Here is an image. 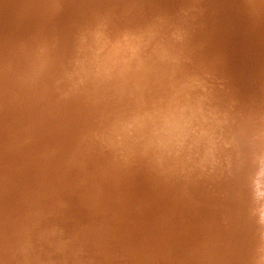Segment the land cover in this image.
<instances>
[{
    "label": "bare ground",
    "instance_id": "6f19581e",
    "mask_svg": "<svg viewBox=\"0 0 264 264\" xmlns=\"http://www.w3.org/2000/svg\"><path fill=\"white\" fill-rule=\"evenodd\" d=\"M0 88V264H264V0H0Z\"/></svg>",
    "mask_w": 264,
    "mask_h": 264
},
{
    "label": "rangeland",
    "instance_id": "374dc122",
    "mask_svg": "<svg viewBox=\"0 0 264 264\" xmlns=\"http://www.w3.org/2000/svg\"><path fill=\"white\" fill-rule=\"evenodd\" d=\"M234 71H235V73H236V74L234 73V75H237V77L235 76V78H236V82H238V84H239V83H242V84H243L244 82H245L244 84H248V83H249V82H248V78H247V77L245 78V76L247 75V74H246L247 71H245V70H234ZM241 71H242V72H241ZM239 74H240L241 76H240ZM32 76H33V75H32ZM32 76H31V77H32ZM34 76L36 77V75H34ZM38 77H39V76H38ZM238 77H239V78H238ZM36 78H37V77H36ZM241 78H242V79H241ZM30 79L34 80L35 78L33 79V77H32V78H30ZM30 79H29V80H30ZM239 81H241V82H239ZM23 88H24V87L22 86V89H23ZM237 88H238V87H237ZM237 88H236V90H239V91H237V92L234 91V93L236 92L235 95L237 94L236 96H238L240 93H243L242 95L240 94V96H241L242 98H243V97H246V93H244V91L246 92V90L243 89V90L241 91V90H240V89H242L241 87H240V89H239V88L237 89ZM2 89H3V88H2ZM2 89L0 88V92L2 91ZM22 89H21V91H22ZM24 89H25V88H24ZM4 91H5V90H4ZM4 91H2V92L4 93ZM25 91H26V90H24L22 93L24 94ZM2 92L0 93V95L2 94ZM19 92H20V90H19ZM19 92H17V96H18V97H19V95L21 94V93L18 94ZM40 92H41V90H40ZM40 92H39L40 95L37 93L39 96H37L36 94H35V96H34V94H32L31 97L29 96V95H30V92H27L26 94H27L28 98H26V100H29V97H30L31 99H32V98L34 99V97H36V96L39 98V97L41 96V93H40ZM28 93H29V94H28ZM23 94L20 95V97L22 96L21 98H25V97H27L26 94H24L25 97H23ZM183 94H184V93H182L181 96H183ZM178 95H179V94H178ZM243 95H245V96H243ZM32 96H34V97H32ZM240 96H238V97H240ZM37 97H36V98H37ZM176 97L179 98V96L176 95L174 99H177ZM21 98H17V100L21 101V100H20ZM38 98H37V100H39ZM48 98H49V99H48L49 101L51 100V101H50V103H51V104H50V105H51L50 107H51V110H52V111H53V109H55V108H54L55 106H56L57 108H58V107H61V106H60L61 104H58L59 101H57V102H55L56 104L53 103V104H55V106L53 105L54 107L52 108V102L54 101V99H53V100L50 99V96H49ZM51 98H52V97H51ZM33 99H32V100H33ZM17 100L15 99L16 102H17ZM32 100H29V101H31L30 103H32ZM37 100L34 99L33 101H37ZM89 100H90V99L86 100V104L88 103V107L91 108L94 104L92 103L93 101H89ZM241 100H242V101H241ZM247 100H248V99H247ZM15 101H14V103H15ZM22 101H23V100H22ZM29 101H28V102H29ZM87 101H89V102H87ZM235 101H236V102H235ZM235 101H233L232 104H234V103H239V104H241V105L244 104V99H240V100L237 99V100H235ZM249 101H250V100L245 101V104H248ZM28 102H27L28 106L31 107V106L33 105V103L30 104V103H28ZM39 102H40V100L38 101V103H39ZM42 102H44V103L47 102V103H48L47 100H45V101H42V100H41L40 103H42ZM35 103L37 104V102H35ZM35 103H34V104H35ZM40 103H39V104H40ZM89 103H90V104H89ZM15 104H16V103H15ZM15 104H14V105H15ZM29 104H30V105H29ZM245 104H244V105H245ZM12 105H13V104H12ZM37 105H38V104H37ZM37 105H35L36 107H35V106H33V107H35V108L37 109ZM48 106H49V103H48V105H46V109H45V111L47 110L46 113L49 115V114H52V111L48 110V109H50V107H48ZM85 106H86V105H85ZM33 107H31V108H33ZM93 107H94V106H93ZM153 107H154V106H153ZM31 108H29V109H31ZM59 109H60V108H58L57 111H58ZM32 110H33V109H32ZM32 110L30 111V114L33 116L34 113L37 112V110H36L35 112L31 113ZM34 110H35V109H34ZM166 110H167V109H164L162 112H163V113H167V112H169V110H172V107L170 108V107L168 106V111H166ZM236 110H237V112L239 111L238 114L241 113L239 108H236ZM45 111H44V113H45ZM48 111H49V113H48ZM54 111L56 112V110H54ZM117 111H118V110H117ZM120 111H121V110L119 109V114H118V113H114V114H115V115L118 114L119 116L122 117V113H123V114H125V116H123V117H125V119H127V120H129V118L131 119V118H133V117L136 116L135 118L132 119L133 121H132L131 123H130V122H128V123H123V124H126V127H127V125H128L130 128L132 127V128H131L132 132L130 131L131 134H130V133L128 132V130H127L126 132H127L129 135H128V136L125 135V136H123V137L126 138L127 140H129V139H130V140H133V139H131V138H128V137H131L132 135H134L135 132H133V131H135V130H133V129H134L135 127H140V126L143 125V123L138 122V121H139V115H138L137 113H138L139 111H138L136 114H134V115H133L134 112H131V110H129V112H128V110H127V114H126V111H125V110H124L125 112H124L123 110H122L121 112H120ZM132 111H134V110H132ZM164 111H165V112H164ZM50 112H51V113H50ZM135 112H136V111H135ZM237 112H235V114H236ZM25 113H26V112H25ZM27 113H28V111H27ZM37 113H38V112H37ZM44 113H43V115H44ZM120 113H121V114H120ZM129 113H132V114H129ZM139 113H140V112H139ZM114 114H112V115H113V119H114V120L116 119L117 122H119V123H118L119 126H118V124H117L116 121H115L116 124H114V125L117 126V127H119V128L122 127V126H124V125H122V122H125V121H124L125 119H124V118H123V119L121 118L122 120H121V119H118L119 116L117 115V118H116V116H115ZM128 114L130 115V117L127 118V115H128ZM140 114H141V113H140ZM25 115H26V114H25ZM35 115H36V114H35ZM53 115H54V114H52L51 116H53ZM129 115H128V116H129ZM132 115H133V117H132ZM41 116H42V115H41ZM44 116H46V115H44ZM49 116H50V115H49ZM150 116H151V115H150ZM42 117H43V116H42ZM42 117H41V118H42ZM114 117H115V118H114ZM153 117H157V115L154 116V115L152 114V118L149 117V115L147 116V118H148L147 120H148V121L150 120V118L152 119V120L149 121V124H150V125H151V123H155V122H157V120H156L157 118L155 119V118H153ZM43 118H46V119L48 118V119H49V117H43ZM43 118H42V119H43ZM119 118H120V117H119ZM46 119H43L42 121H40L41 119H40V117H39L38 120L40 121V122H39V123H40V126L43 127L44 122H45V121L47 122V120H48V119H47V120H46ZM111 119H112V117H111ZM113 119H112V120H113ZM136 119H138V120L136 121ZM153 119H154V120H153ZM159 119H160V118H159ZM159 119H158V120H159ZM44 120H45V121H44ZM112 120H111V121H112ZM114 120H113V121H114ZM118 120H119V121H118ZM120 120H121L122 122H121ZM134 120H135V122H137V123L134 124ZM147 120H146V123L148 122ZM155 120H156V121H155ZM129 121H130V120H129ZM152 121H153V122H152ZM41 122H43V123H41ZM46 122H45V123H46ZM126 122H127V121H126ZM142 122H145V120L142 121ZM49 123H50V121L48 122V125H50V127H49L48 129H51V128H52V127H51V123H50V124H49ZM111 123H113V122H110V123H109V125H110L109 127L112 128L111 125H113V124H111ZM18 124H19V123H18ZM37 124H38V121H37ZM41 124H42V125H41ZM46 125H47V124H46ZM46 125H44V127H45ZM48 125H47V126H48ZM133 125H135V127H133ZM138 125H139V126H138ZM37 126H39V124H38ZM47 126L45 127L46 129H47ZM42 127H40V128L42 129ZM117 127H114V128H112V129L115 130ZM129 127H128V128H129ZM157 127H158V126H155V128H157ZM85 128H87V127H85ZM111 128H108V127H107V129H109V130H110ZM128 128H127V129H128ZM48 129H47V130H48ZM89 129H90V128H89ZM107 129H106V130H107ZM117 129H118V128H117ZM117 129H116V134H118V135L121 136V137L118 138V141L116 142V144H115V143L110 144L109 146H111V147H120V146H123V144L126 145V143H125V141H124L125 139H124V138L122 137V135H121V134L124 135V133H125L124 131H125L126 129H124V130H120V129H123V128H120L119 130H117ZM43 130H45V129L43 128ZM47 130H46V131H47ZM52 130H53V129H52ZM91 130H92V129H91ZM106 130H105V131H106ZM114 130H112V131H114ZM105 131H103V133H102L101 130H99V131H97V132H98V133H99V132L102 133V136H104V135L106 136V134L108 135L109 133H108V131H107V133L105 134ZM112 131H111V132H112ZM120 131H121L122 133H121ZM49 132H50V131H48L47 133H49ZM51 132H52V131H51ZM51 132H50L49 134H52ZM84 132H85V131H84ZM86 132H87L86 135L89 134V133H88V132H89L88 129H87ZM92 132H93L94 134H92L91 131H90V133H91L92 135H95L94 137H92L93 139H95V137H97V138L100 139V137H98V136H101L100 133H99V135H98V133H97V135H98V136H97V135L95 134L96 132H94V130H93ZM157 132H158V130H155L153 133H157ZM44 133H45V131H44ZM112 133H113V132H112ZM112 133H110V136H113V135H114V134H112ZM114 133H115V132H114ZM120 133H121V134H120ZM127 133H126V134H127ZM91 134H89V135H91ZM111 134H112V135H111ZM116 134L114 135L115 137L117 136ZM130 135H131V136H130ZM51 137H52V135H49V139H51ZM88 137H89V136H88ZM39 138H40V137H39ZM39 138H38V139H39ZM42 138H43V136L41 137V139H42ZM90 138H91V136H90ZM97 138H96V139H97ZM38 139H37V140H38ZM55 139H56V137H54V140H55ZM116 139H117V138H116ZM116 139H115V140H116ZM120 139H122V141H121ZM77 140H78L79 142H81L80 139H77ZM77 140H76V139H75V140H74V139H73V140L70 139V142L67 143V146L70 147V148H71L72 145L74 144L73 147H72V149H71V150L74 149L73 151L76 150V146H75V144L78 145L77 143H79ZM130 140H129V141H130ZM42 141H43V139H42ZM120 141L122 142L121 144H120ZM37 142H38V141H37ZM47 142H48V141H47ZM71 142H72L73 144H72ZM76 142H77V143H76ZM40 143H41V145H43L44 147H47V145L43 144V142H41V140L39 139V144H40ZM63 143H65V142H63ZM69 143H70V144H69ZM82 143H83V140H82ZM39 144H38V145H39ZM50 144H51V143H50ZM50 144H49V146H48L47 148H44L43 146H42V148H41V145H39L40 148H38L40 152L44 151L43 153H46V150H48V152H51V151L53 150L52 148H54V147L57 148V149L54 148V150L52 151L53 153H54V151L57 152V153H55L56 156H55L54 154H52V155H54V156H51V154L47 152L48 154H50V155H48V156H49L48 161H49V160L52 161V162L49 163V165L52 164V163H53V164H54V163H55V164L58 163L57 160H56V158L59 156V151H60V155H61V152L63 151V150H61V149L58 150V146H52V147H51ZM71 144H72V145H71ZM79 145H80V147H79ZM79 145L77 146V148H78V147L80 148L79 150L77 149V150H78L77 152L79 153V157H80V158L77 157V158L80 160V161H79V166H80V165L82 166V167L80 166V168H82L81 171H83V170L86 171L87 166H85V163H84V162H85V160L88 158L87 155H89V154L86 153L88 149H86V150L84 149V150H83V148H85L86 145H85L84 147H83V144H80V143H79ZM117 145H118V146H117ZM81 147H82V149H81ZM124 147H125V146H124ZM50 148H51V149H50ZM86 148H87V147H86ZM38 149H36V150L38 151ZM81 150L84 151V153H83ZM37 151H36V152H37ZM73 151H72V152H73ZM79 151H80V152H79ZM85 151H86V152H85ZM88 151H89V150H88ZM40 152H39V153H40ZM81 152L83 153L84 156H87L86 159H85V157H84L83 155H80ZM39 153H38V154H39ZM47 153H46V154H47ZM73 153H75V152H73ZM78 153H76L75 156H78V155H77ZM88 153H90V152H88ZM36 154H37V153H36ZM46 154H45V155L43 154V155L45 156V158H46V156H47ZM40 156H41V158H39ZM44 156H42V153H41V155H38V157H37V160L39 159V160H38V164H39V161H40V160H41V161H40L41 164L44 162V159H45ZM51 157H53V158H51ZM82 157H83V160L81 161V158H82ZM89 157H90V155H89ZM78 159H77V160H78ZM45 160H47V158H46ZM53 160H54V161H53ZM42 161H43V162H42ZM86 161H87V160H86ZM46 162H47V161H45V163H46ZM80 162H81V163H80ZM83 163H84V165H83ZM34 164H35V165H34V167H35L37 164H36V163H34ZM41 164H40V167H42ZM53 164H52V165H53ZM43 165H44V167L41 168V171H43V170H45V169H48V170H49L51 167H52L53 169L56 167V168H55V169H56L55 172L58 173V174H60V171H61V172L64 171V169H62V167H60L59 165H58V166H59L60 168H58V169H57V167H58L57 165H55V167H53L54 165H53V166H50V168H48V164H47V165H46V164H43ZM45 165H46V166H45ZM37 166H39V165H37ZM84 166L86 167L85 169L83 168ZM40 167H39V168H40ZM45 167H47V168H45ZM35 168H38V167H35ZM52 168H51V169H52ZM61 169H62V170H61ZM37 170H39V169H37ZM48 170H47V171H48ZM57 171H58V172H57ZM38 172H39V171H38ZM33 173H36V171L34 170ZM62 173H63V172H62ZM62 173H61V174H62ZM38 175H39V173H38ZM20 181H21V180H20ZM22 181H23V180H22ZM19 184H20V183H18V185H19ZM21 184H23V186H22V185H19V187L21 186V187H23V188L27 187L26 185H28L27 183L25 184V181H24V182H21ZM24 184H25V185H24ZM18 185H16V188L18 187ZM24 186H25V187H24ZM23 188H21V189H23ZM19 189H20V188H19ZM9 192H10V190H9ZM227 193H228V192H227ZM0 194H1V193H0ZM224 194H225V195H224ZM222 196H226V198H228V199H232V198H233V195H231V194H227V195H226V193H223ZM0 197H1V196H0ZM0 199H1V198H0ZM2 201H3V200H2ZM5 201H6V203H7L8 200L6 199ZM5 201H4V202H5ZM9 201H10V199H9ZM9 201H8V202H9ZM16 201H17V200H16ZM16 201H15L14 203H18V202L20 203L19 200H18V202H16ZM11 202H13V201H11ZM6 203H3V205L6 204ZM1 204H2V203H1ZM8 204L10 205L11 203H8ZM11 205H13V203H12ZM11 205H10V206H11ZM16 205H18V204H16ZM16 205L14 204V205H13V208H15L14 206H16ZM4 206H6V205H4ZM4 206H2V207H4ZM19 206H20V205H19ZM2 207H0V208H2ZM16 207H17V206H16ZM16 209H17V208H16ZM224 215H225V214H224L223 212H221V219H219V221L223 222V216H224ZM218 217H219V216H218ZM219 218H220V217H219ZM110 220H111V218H110ZM111 221H112V220H111ZM107 222H108V221H107ZM105 223H106V222H105ZM106 224H107V223H106ZM112 224H113V223H112ZM107 226H108V224L106 225V227H107ZM106 227H105V228H106ZM103 231H104V229L102 230V233H103ZM212 243L215 244V245H217L216 241H214V242H212ZM222 247H224V244H223ZM222 247H221V249H223ZM218 249H219V248H218V246H217L215 250H218ZM218 251H219V250H218ZM220 254H221V252H220ZM220 254H219V255H220ZM222 256H223V255H222ZM214 257H215V256H214ZM212 259H214V258H212ZM31 260H32V259H31ZM30 262H32V263H30V264H34V263H36L35 260L30 261ZM33 262H34V263H33ZM36 264H38V263H36Z\"/></svg>",
    "mask_w": 264,
    "mask_h": 264
}]
</instances>
